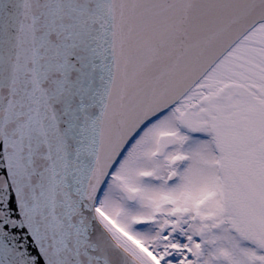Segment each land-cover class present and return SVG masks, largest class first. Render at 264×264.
<instances>
[{"label":"snow or ice","instance_id":"snow-or-ice-1","mask_svg":"<svg viewBox=\"0 0 264 264\" xmlns=\"http://www.w3.org/2000/svg\"><path fill=\"white\" fill-rule=\"evenodd\" d=\"M0 264H264V0H0Z\"/></svg>","mask_w":264,"mask_h":264}]
</instances>
